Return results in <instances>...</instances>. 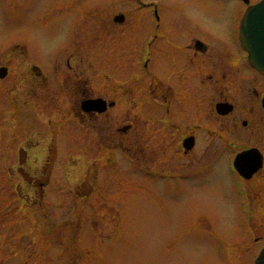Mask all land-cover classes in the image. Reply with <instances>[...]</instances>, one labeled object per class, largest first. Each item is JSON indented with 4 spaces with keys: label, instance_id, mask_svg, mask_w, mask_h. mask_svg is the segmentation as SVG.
I'll return each mask as SVG.
<instances>
[{
    "label": "rangeland",
    "instance_id": "rangeland-1",
    "mask_svg": "<svg viewBox=\"0 0 264 264\" xmlns=\"http://www.w3.org/2000/svg\"><path fill=\"white\" fill-rule=\"evenodd\" d=\"M140 1L146 4L0 0V66L8 69L0 80V264H253L264 247V162L237 184L229 160L237 145L223 148L219 138H200L202 150H193L194 162L179 177L171 172L179 171L174 165L181 156L154 154L149 135L140 149L144 156L109 151L103 139L99 152L103 147V156H111L104 164L95 159V145L85 143L88 136L72 111L83 93L71 85L68 71L60 91L55 82L49 89L31 88L32 81L42 86L56 79L53 69L64 70L65 59L73 65L74 56L90 59L94 50L109 56L112 41L121 48L128 28L136 31L150 19L151 5L164 17L173 13L177 22L186 16L219 40L232 31L237 9L236 0ZM240 6L243 13L246 6ZM120 13L124 21L114 22ZM116 62L119 73L127 71L122 56ZM239 68L244 82L264 86L247 65ZM152 109L147 103V120L157 113ZM114 118L109 127L125 123L118 111ZM99 119L102 124L106 116ZM94 130L102 138L108 129ZM262 131L228 139L257 145L264 156ZM33 180L36 185L28 186ZM26 196L34 205L26 204Z\"/></svg>",
    "mask_w": 264,
    "mask_h": 264
},
{
    "label": "flooded vegetation",
    "instance_id": "flooded-vegetation-1",
    "mask_svg": "<svg viewBox=\"0 0 264 264\" xmlns=\"http://www.w3.org/2000/svg\"><path fill=\"white\" fill-rule=\"evenodd\" d=\"M151 6L148 10L150 19L144 20L136 31L128 28L121 48L112 41L107 45L106 54L109 56H100V52L95 50L90 59L82 56H74L73 59L70 56L73 65L71 59H65L64 70L61 71V65L58 70L54 68L53 72L58 74L54 81L47 78L50 82L45 81L42 86L32 81L31 88L46 89L55 82V92L60 91L61 85L67 87L68 71L71 85L83 93L72 111L77 113L75 118L79 119L88 136L85 143L95 145V159L104 164L111 158L103 156L106 148L109 151L121 149L124 155L135 153L144 156L142 146L148 143L149 135L155 139V143L152 142L154 149H150L154 154L167 152L171 157L181 156V161L174 165L179 171L174 168L169 171L171 174L176 172L179 177L180 173H185L184 168L194 162L193 150H202L201 146L199 148L200 138H219L222 140L220 147L237 145L238 152L250 148L262 152L257 145L235 144L233 140L234 136L246 139L264 130V86L244 82L239 74V66L247 65V57L234 26L236 16L231 19L232 31L227 39L219 40V37H210L186 16L178 17L177 22L173 13L164 17L162 8ZM201 12L205 22L209 17L206 10ZM228 42L236 47L235 52L228 50ZM119 56L124 60L123 69L128 68L123 74L119 73L116 62ZM249 70L264 78V75ZM42 79L46 80V76ZM93 99L105 102L94 104L93 110H86L82 102ZM147 103L155 108L156 111H152L157 112L154 119L147 120L142 114ZM220 104L226 105V109L220 108L218 112L217 105ZM225 110L228 111L224 113ZM115 111L120 112L125 123L109 127L110 120L113 123L118 120L112 119ZM101 116H106V120L99 124ZM213 123L215 125L212 126ZM94 128L108 130L101 134L104 137L97 138L98 130ZM103 139L110 146L100 148L99 152L98 146ZM211 145L208 142L204 146L202 155ZM153 153L149 155L153 156ZM159 170L162 176L165 175L164 166ZM26 183L28 186L36 185L34 180Z\"/></svg>",
    "mask_w": 264,
    "mask_h": 264
},
{
    "label": "water",
    "instance_id": "water-1",
    "mask_svg": "<svg viewBox=\"0 0 264 264\" xmlns=\"http://www.w3.org/2000/svg\"><path fill=\"white\" fill-rule=\"evenodd\" d=\"M241 25L242 46L248 51L249 62L258 71L264 73V0L247 11L245 20ZM5 73L6 70L0 69V77H3ZM98 102V100L85 101L82 105L86 110H93L94 104ZM251 160H254V162L251 163L252 165H250ZM236 161L237 169L247 178L262 165V157L260 153L254 149L240 154L237 156ZM243 163L247 165L249 169L243 170ZM255 264H264V249L255 260Z\"/></svg>",
    "mask_w": 264,
    "mask_h": 264
}]
</instances>
